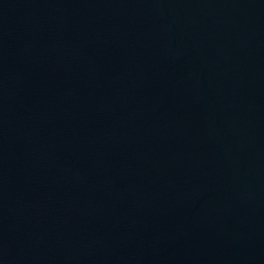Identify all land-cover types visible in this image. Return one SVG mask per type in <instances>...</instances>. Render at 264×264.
<instances>
[{
  "label": "water",
  "instance_id": "water-1",
  "mask_svg": "<svg viewBox=\"0 0 264 264\" xmlns=\"http://www.w3.org/2000/svg\"><path fill=\"white\" fill-rule=\"evenodd\" d=\"M0 264H264V0H0Z\"/></svg>",
  "mask_w": 264,
  "mask_h": 264
}]
</instances>
